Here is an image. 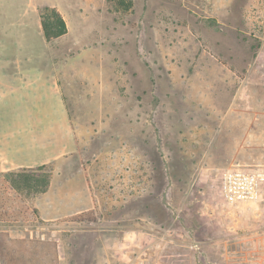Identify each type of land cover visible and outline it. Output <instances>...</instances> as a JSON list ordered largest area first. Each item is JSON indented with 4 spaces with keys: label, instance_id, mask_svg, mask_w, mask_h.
Segmentation results:
<instances>
[{
    "label": "rangeland",
    "instance_id": "obj_1",
    "mask_svg": "<svg viewBox=\"0 0 264 264\" xmlns=\"http://www.w3.org/2000/svg\"><path fill=\"white\" fill-rule=\"evenodd\" d=\"M60 4L55 97L0 86V264H264L260 200L222 195L264 169V0ZM43 165L46 193L1 177Z\"/></svg>",
    "mask_w": 264,
    "mask_h": 264
},
{
    "label": "crops",
    "instance_id": "obj_2",
    "mask_svg": "<svg viewBox=\"0 0 264 264\" xmlns=\"http://www.w3.org/2000/svg\"><path fill=\"white\" fill-rule=\"evenodd\" d=\"M7 1L0 0V86L7 90V97L22 98L27 95V97H36V101H34L36 105L46 101L49 103V98L55 97L56 81L61 79L64 68V60L60 58L57 61L56 44L60 38L68 36L71 29L67 23V34L48 41L42 27L41 10L44 8L55 9L67 22L65 16L68 9L60 4L61 0ZM24 101L22 98V105ZM45 109L48 110L47 107H41V109L37 107L33 111ZM247 134L251 136L248 131ZM262 152L264 153V151ZM257 172L264 176V169ZM263 196L264 182L261 186L260 201L254 204L256 209L260 207L264 209ZM249 206L251 205L243 206L244 212L250 209ZM262 223H264L263 220ZM256 239H264V233H261ZM119 245L122 248L127 246L126 243L119 241L112 250L117 252L118 259L126 260L127 258L118 255L121 248ZM110 256L113 257V254H106L105 264H112Z\"/></svg>",
    "mask_w": 264,
    "mask_h": 264
},
{
    "label": "trees",
    "instance_id": "obj_3",
    "mask_svg": "<svg viewBox=\"0 0 264 264\" xmlns=\"http://www.w3.org/2000/svg\"><path fill=\"white\" fill-rule=\"evenodd\" d=\"M48 12H50V14ZM41 20L43 31L48 41L60 38L68 32L64 18L55 9L44 8L41 10ZM1 177L10 192H12L15 197L22 198V195L28 196L30 194L36 195L46 193L50 187L51 170L47 165H43L37 168H22L18 171H9ZM1 207L3 209V206L0 205V218L3 216L12 217L18 214L17 208L7 207L2 210ZM54 244L55 243L52 242V244L49 243L47 245L56 247ZM57 258L58 257H56V260Z\"/></svg>",
    "mask_w": 264,
    "mask_h": 264
},
{
    "label": "built area",
    "instance_id": "obj_4",
    "mask_svg": "<svg viewBox=\"0 0 264 264\" xmlns=\"http://www.w3.org/2000/svg\"><path fill=\"white\" fill-rule=\"evenodd\" d=\"M264 176L259 172L232 169L224 173L222 195L229 203H253L260 199Z\"/></svg>",
    "mask_w": 264,
    "mask_h": 264
}]
</instances>
